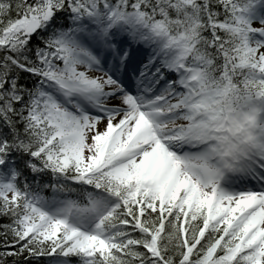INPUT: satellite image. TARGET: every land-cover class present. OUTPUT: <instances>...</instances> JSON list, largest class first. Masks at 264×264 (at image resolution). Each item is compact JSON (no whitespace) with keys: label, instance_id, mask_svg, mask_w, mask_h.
Returning a JSON list of instances; mask_svg holds the SVG:
<instances>
[{"label":"snow or ice","instance_id":"snow-or-ice-1","mask_svg":"<svg viewBox=\"0 0 264 264\" xmlns=\"http://www.w3.org/2000/svg\"><path fill=\"white\" fill-rule=\"evenodd\" d=\"M0 264H264V0H0Z\"/></svg>","mask_w":264,"mask_h":264}]
</instances>
